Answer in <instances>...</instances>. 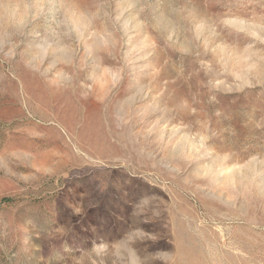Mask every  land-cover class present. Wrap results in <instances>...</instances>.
<instances>
[{
  "label": "rangeland",
  "instance_id": "rangeland-1",
  "mask_svg": "<svg viewBox=\"0 0 264 264\" xmlns=\"http://www.w3.org/2000/svg\"><path fill=\"white\" fill-rule=\"evenodd\" d=\"M0 264H264V0H0Z\"/></svg>",
  "mask_w": 264,
  "mask_h": 264
}]
</instances>
